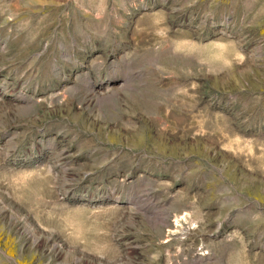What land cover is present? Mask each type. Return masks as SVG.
<instances>
[{"label": "rangeland", "instance_id": "obj_1", "mask_svg": "<svg viewBox=\"0 0 264 264\" xmlns=\"http://www.w3.org/2000/svg\"><path fill=\"white\" fill-rule=\"evenodd\" d=\"M0 264H264V0H0Z\"/></svg>", "mask_w": 264, "mask_h": 264}]
</instances>
